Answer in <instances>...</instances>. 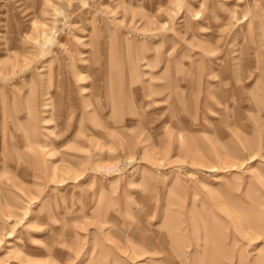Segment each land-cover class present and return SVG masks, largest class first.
Instances as JSON below:
<instances>
[{"label": "rangeland", "instance_id": "obj_1", "mask_svg": "<svg viewBox=\"0 0 264 264\" xmlns=\"http://www.w3.org/2000/svg\"><path fill=\"white\" fill-rule=\"evenodd\" d=\"M0 264H264V0H0Z\"/></svg>", "mask_w": 264, "mask_h": 264}]
</instances>
